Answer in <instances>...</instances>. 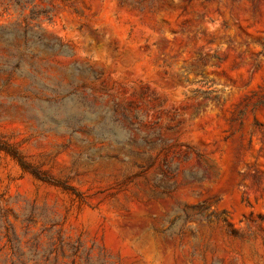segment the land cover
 Masks as SVG:
<instances>
[{
	"label": "rangeland",
	"instance_id": "obj_1",
	"mask_svg": "<svg viewBox=\"0 0 264 264\" xmlns=\"http://www.w3.org/2000/svg\"><path fill=\"white\" fill-rule=\"evenodd\" d=\"M0 264H264V0H0Z\"/></svg>",
	"mask_w": 264,
	"mask_h": 264
},
{
	"label": "trees",
	"instance_id": "obj_2",
	"mask_svg": "<svg viewBox=\"0 0 264 264\" xmlns=\"http://www.w3.org/2000/svg\"><path fill=\"white\" fill-rule=\"evenodd\" d=\"M182 151V150H181ZM180 156L182 154V156H184L185 158L189 157V151L185 150L179 153ZM16 157V156H14ZM20 161V160H19ZM173 165H175L174 168V174L171 176V178L175 181V182H188V181H202L203 179H209L211 177V172H212V168L211 167H201L199 169V172H190L189 175H187L182 169L180 164H175L174 162H172ZM171 163V164H172ZM20 164L22 165V167H24L23 163L20 161ZM36 175L37 178L42 179L44 181L46 178H43L42 176H40L39 174H34Z\"/></svg>",
	"mask_w": 264,
	"mask_h": 264
}]
</instances>
